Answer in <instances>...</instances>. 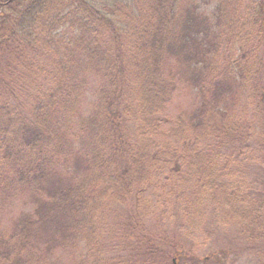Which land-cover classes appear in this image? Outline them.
Here are the masks:
<instances>
[{"label": "trees", "instance_id": "1", "mask_svg": "<svg viewBox=\"0 0 264 264\" xmlns=\"http://www.w3.org/2000/svg\"><path fill=\"white\" fill-rule=\"evenodd\" d=\"M0 6V209L17 196L33 204L0 225V264H115L103 248L116 218L142 264L195 257L163 230L154 247L155 218L207 239L238 226L256 249L264 0H216L211 12L200 0ZM182 93L189 107L172 111ZM61 169L67 184L49 187Z\"/></svg>", "mask_w": 264, "mask_h": 264}, {"label": "rangeland", "instance_id": "2", "mask_svg": "<svg viewBox=\"0 0 264 264\" xmlns=\"http://www.w3.org/2000/svg\"><path fill=\"white\" fill-rule=\"evenodd\" d=\"M200 2L208 12H211L213 10V6L216 4V0H200ZM88 89V97L86 98L84 107L85 113H88L90 111L91 106L96 101V94L98 91L97 82L95 80H92V88L89 87ZM189 102H191L190 95L188 93H182L175 99L171 110L183 111L189 107ZM72 162L74 161L70 160L68 164H72ZM258 167L264 168V165L257 166L256 168L252 167L255 170L257 176H261L263 172L259 171ZM65 171L68 170L61 169L59 171L61 175L55 176L53 182L49 185V187L67 184V176L64 173ZM62 177L64 179H61ZM256 180L257 183H255V186L258 183L261 185V187L259 185L258 187L260 188V193L262 195H259L258 198L264 200V179L262 177H257ZM32 207L33 204L26 202L24 197L17 196L6 206L5 209H0V225L11 226L12 221L15 219V217H17L19 214H22V212L31 209ZM122 209L123 206H120L118 208V211H121ZM262 213H264L263 210ZM111 214H118V212H112ZM120 217V222L125 221V215H121ZM109 219L114 222L112 218ZM118 222L119 220L116 218L115 223L110 224L109 230L105 231V243L103 248V251L105 252L103 253L105 258L109 259L110 262H113L115 264H142L140 259L138 261H133L132 259L130 260V258H128L135 255V253L131 252V250L128 249L127 242L124 236L118 234L119 229L116 225ZM147 222L148 229L154 235V239L152 241V245H154V247H156L157 240L160 238V236H158V233L163 230L165 233L169 232L168 235H170L171 237L175 236L178 239V242H174V247L177 246L179 248H183L184 250L186 249L187 251L195 255L194 259H190L191 257L189 258V256L187 255L186 257H184V260H181L180 262V259L177 258V252L174 251L170 258L161 255L159 264H264V238L256 243V249L250 250L248 247V243L244 240L239 239L238 226L227 229L214 228L211 239H207L205 235L198 234L199 231H194L192 233V224L184 223L183 226L169 225L157 229L156 218L155 222L152 219H148ZM157 236L159 238H156ZM179 242H181V244H179ZM163 249H165L168 253H171L172 251V249L168 245H165ZM224 249L226 251H223ZM222 251L228 253L230 252L229 261L225 259L224 255H222ZM218 253L219 256L217 257Z\"/></svg>", "mask_w": 264, "mask_h": 264}]
</instances>
